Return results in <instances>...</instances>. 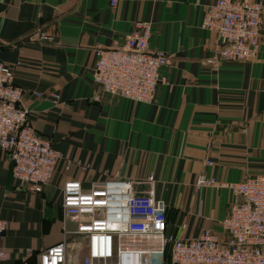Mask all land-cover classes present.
Listing matches in <instances>:
<instances>
[{
  "label": "crops",
  "instance_id": "crops-1",
  "mask_svg": "<svg viewBox=\"0 0 264 264\" xmlns=\"http://www.w3.org/2000/svg\"><path fill=\"white\" fill-rule=\"evenodd\" d=\"M213 1L0 0V62H19L13 81L29 122L63 154L50 182L33 192L18 186L0 151V216L7 220L0 247L8 254L1 264H33L62 239L68 179L84 189L110 177L130 180L136 194L152 192L166 210L167 231L222 234L235 196L196 180L264 174V0L255 58L208 64L218 37L200 24ZM137 20L151 24L149 48L168 55L152 102L107 94L93 82L95 50L123 48ZM58 221L61 236H53ZM77 251L79 261L84 249Z\"/></svg>",
  "mask_w": 264,
  "mask_h": 264
},
{
  "label": "built area",
  "instance_id": "built-area-1",
  "mask_svg": "<svg viewBox=\"0 0 264 264\" xmlns=\"http://www.w3.org/2000/svg\"><path fill=\"white\" fill-rule=\"evenodd\" d=\"M262 21L260 0L208 4L200 25L217 35L218 47L206 63L254 59ZM150 33V22L137 20L123 48L95 50L93 82L103 92L134 102L154 100L158 84L165 82L162 68L168 55L149 48ZM18 64L0 62V151L10 157L18 186L40 192L63 154L31 126L29 110L22 105L23 90L13 81ZM52 97L55 102L57 95ZM196 185L225 187L235 196L221 220V235L207 228L185 238L167 231L166 210L152 192L136 194L130 180L110 177L87 189L79 180H65L60 202L62 239L41 250L33 264H67L69 235L87 239L86 246L78 247L84 249L79 261L78 252L73 254L74 264H264V174L237 182L200 174ZM67 221L75 227L68 228ZM6 228L7 220L0 216V238ZM7 257L0 247V264Z\"/></svg>",
  "mask_w": 264,
  "mask_h": 264
},
{
  "label": "rangeland",
  "instance_id": "rangeland-1",
  "mask_svg": "<svg viewBox=\"0 0 264 264\" xmlns=\"http://www.w3.org/2000/svg\"><path fill=\"white\" fill-rule=\"evenodd\" d=\"M57 235L61 236L60 222L59 221L57 222V225H55V227L53 228V236H57ZM69 236H68L69 239H67L68 240L67 246H68V252H69V259H68L67 264H74L73 254L78 252L77 250H78L79 246H81V245L86 246L87 239L82 238L80 236H76V235H69Z\"/></svg>",
  "mask_w": 264,
  "mask_h": 264
},
{
  "label": "trees",
  "instance_id": "trees-1",
  "mask_svg": "<svg viewBox=\"0 0 264 264\" xmlns=\"http://www.w3.org/2000/svg\"><path fill=\"white\" fill-rule=\"evenodd\" d=\"M167 214V213H166Z\"/></svg>",
  "mask_w": 264,
  "mask_h": 264
}]
</instances>
